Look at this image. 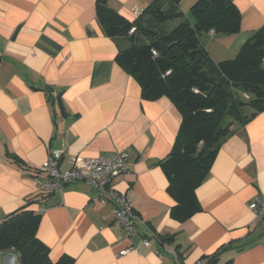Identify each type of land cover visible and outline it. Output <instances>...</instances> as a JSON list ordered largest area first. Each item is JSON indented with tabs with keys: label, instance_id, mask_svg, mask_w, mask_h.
I'll use <instances>...</instances> for the list:
<instances>
[{
	"label": "crops",
	"instance_id": "0c3cea01",
	"mask_svg": "<svg viewBox=\"0 0 264 264\" xmlns=\"http://www.w3.org/2000/svg\"><path fill=\"white\" fill-rule=\"evenodd\" d=\"M97 1L0 0V221L44 193L40 187L48 176L40 166L51 150L63 151L61 170L74 159L81 166L87 158L125 150L130 171L115 185L131 200L136 234L128 236L93 185L66 183L45 193L43 204L29 206L42 212L37 236L54 262L195 264L206 256L214 257L211 264H264V217L249 208L254 198L264 200V110L233 125L196 187L201 209L176 219L177 200L159 161L175 148L182 115L166 96L142 97L137 79L116 59L130 42L104 32ZM153 1L107 4L134 21ZM233 1L242 16L240 31L201 36L217 62L236 57L264 28V0ZM195 2L181 0L180 8ZM170 22L165 28L179 20ZM129 245L136 249L120 255ZM7 256L1 264H8Z\"/></svg>",
	"mask_w": 264,
	"mask_h": 264
},
{
	"label": "trees",
	"instance_id": "16d2710c",
	"mask_svg": "<svg viewBox=\"0 0 264 264\" xmlns=\"http://www.w3.org/2000/svg\"><path fill=\"white\" fill-rule=\"evenodd\" d=\"M180 2L154 0L129 21L109 7L107 0H98L97 16L108 36L129 40L116 59L137 79L142 97L166 96L182 115L175 148L159 164L169 176L167 190L177 200L172 214L184 221L201 209L196 187L208 175L222 142L235 131L234 121L243 124L264 110V28L243 43L236 57L217 62L201 36L210 30L239 32L238 7L233 0H197L190 8V20ZM178 20L172 29L165 28L164 23ZM226 117L231 120L224 122ZM45 197V193L30 196L25 206L0 221V251L15 254L18 264H70L67 258L54 262L37 236L42 212L29 206L43 204ZM162 239L170 242L172 236ZM213 260L208 258L207 264Z\"/></svg>",
	"mask_w": 264,
	"mask_h": 264
},
{
	"label": "built area",
	"instance_id": "2783aa9c",
	"mask_svg": "<svg viewBox=\"0 0 264 264\" xmlns=\"http://www.w3.org/2000/svg\"><path fill=\"white\" fill-rule=\"evenodd\" d=\"M136 12H138L136 10ZM135 28L131 29L133 32ZM63 151L53 149L48 158L41 164L40 169L47 173L48 179L41 184L44 193H52L62 190L64 185L69 182L82 180L93 185L98 191V200L102 203H111L115 219L125 228L128 236L136 234L134 227V212L128 194L120 191L116 187L115 181L125 178L129 171V152L119 151L116 154L99 155L87 158L81 166L75 165L67 170H61L60 163ZM249 208L258 217H264V200L256 197L249 203ZM143 244L147 245V236L142 237ZM136 248L129 245L119 251L120 255H126ZM4 253L0 251V264ZM8 264H18L15 254H8ZM208 258L202 257L195 264H207Z\"/></svg>",
	"mask_w": 264,
	"mask_h": 264
},
{
	"label": "rangeland",
	"instance_id": "374dc122",
	"mask_svg": "<svg viewBox=\"0 0 264 264\" xmlns=\"http://www.w3.org/2000/svg\"><path fill=\"white\" fill-rule=\"evenodd\" d=\"M195 1V0H194ZM197 1V0H196ZM185 5H186V3H183V7H185ZM193 5V4H192ZM191 6V5H190ZM189 5L187 6V8H184L185 10H183V12H184V15H185V18H190L191 20H193V18H192V16H191V14H190V11H189V7H190ZM170 23H172V21L170 22ZM170 23H169V27H172L171 25H170ZM245 111L247 112V113H250V110L247 108V109H245ZM229 120H231V118L230 117H226L225 118V121L224 122H229ZM236 122L234 121V123H233V125L235 124ZM4 258V257H3Z\"/></svg>",
	"mask_w": 264,
	"mask_h": 264
}]
</instances>
